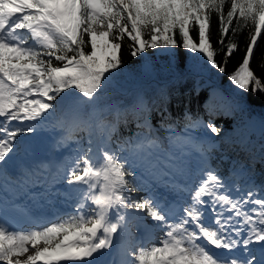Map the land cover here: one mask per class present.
I'll return each instance as SVG.
<instances>
[{
    "label": "snow or ice",
    "instance_id": "1",
    "mask_svg": "<svg viewBox=\"0 0 264 264\" xmlns=\"http://www.w3.org/2000/svg\"><path fill=\"white\" fill-rule=\"evenodd\" d=\"M214 16L219 48L211 40ZM249 23L246 49L228 81L255 95L264 93V77L251 67L264 38V0H0V191L14 194L0 197V264H116L108 257L118 239L119 264H264V185L238 183L247 170L236 161L228 176L213 167L210 152L217 145H204L222 127L185 112L189 123L177 132L166 106L156 107L160 136L138 85L119 90L130 103H99L124 70L126 41L140 60L132 80L157 74L145 53L158 48L188 53L187 64L169 63L173 78L224 74L239 50L229 36ZM162 99L166 104L170 97L162 93ZM213 100L210 94L205 101L209 116L234 107L225 97L217 111ZM129 115L137 131L120 137ZM58 130L67 135L57 139ZM74 131L85 135L49 178L51 165L39 152L48 141L56 148L66 144ZM152 181L173 198L155 194ZM16 196L56 210L33 216ZM57 197H64L67 211L56 207ZM130 219L145 225L150 219L151 235L124 240Z\"/></svg>",
    "mask_w": 264,
    "mask_h": 264
},
{
    "label": "trees",
    "instance_id": "2",
    "mask_svg": "<svg viewBox=\"0 0 264 264\" xmlns=\"http://www.w3.org/2000/svg\"><path fill=\"white\" fill-rule=\"evenodd\" d=\"M235 26V23L233 24ZM251 23L244 29L243 32L236 35H230L229 39L235 41L239 45V50L231 57L227 63V72L220 74L215 71L205 72L197 77H176L166 70L171 62L172 65H184L188 63V53L181 48H175L171 54L164 52L161 49H148L145 55L149 57L152 63L159 70L156 75L149 79L132 80L130 75L139 67V58H133L129 54L128 42L126 41L122 47V60L124 70L115 81V86H108L106 94H102L99 101L103 106L112 101H123L130 103L131 97L124 96L119 91L122 88H127L129 91L137 85L144 91L146 100L149 105L153 106L151 113V123L154 127L159 129V121L161 119L159 113L155 110L156 107L160 109L167 108L165 116L169 123H173L177 132H182L186 123L185 112L189 113L193 120L203 118L206 123L209 119L218 126L222 127V132L219 136H214L211 141L205 143V148L209 144L217 145L210 152L211 164L213 167L219 166L220 173L223 176L229 175V169L234 161L244 165L246 168V176L238 183L246 180L254 181L257 185H264V149L261 145L264 144V135H262V127L258 126L255 130L245 132V123L252 117H256L255 111L262 114L264 111V93L253 95L251 92H238L235 87L228 81V73H230L237 63L241 60L244 50L248 42V34L251 30ZM211 40L215 48L220 46L216 44L219 37L218 23L215 16L211 20ZM90 50V49H88ZM264 55V38H261L259 45L255 50V54L251 61V67L255 74L264 77V68L260 67L261 57ZM218 60L222 56H217ZM198 84V87L196 86ZM214 85H220L226 91L227 97H233L237 101L242 102L239 109L236 111H229L226 114L209 116L205 111V101L208 100L210 92L209 89ZM162 93H166L170 97L165 104V99H162ZM217 96L214 95V100L211 104L215 105V110H220V102ZM155 102V103H154ZM170 113V116H169ZM262 118V117H260ZM111 119V117H109ZM137 131L132 116L129 115L128 123L123 122L119 125L118 133L120 137H128ZM195 135L202 134L201 129H192ZM158 134L163 135L165 132L159 129ZM67 135V134H66ZM85 135L82 132H72L71 143L76 142L81 136ZM242 136H247V144L243 146L236 143ZM226 157V159H222Z\"/></svg>",
    "mask_w": 264,
    "mask_h": 264
},
{
    "label": "rangeland",
    "instance_id": "3",
    "mask_svg": "<svg viewBox=\"0 0 264 264\" xmlns=\"http://www.w3.org/2000/svg\"><path fill=\"white\" fill-rule=\"evenodd\" d=\"M210 94H213L215 96H217V98L219 100H221L220 102H223V98L227 97L226 96V91L222 88V86L220 85H214L213 87H211L209 89ZM228 99H230L233 102L234 107H232L231 112L236 111L239 109V106L242 104V102L237 101L236 99H234L233 97H227ZM220 103V104H221ZM262 114H258L255 111V115L256 117H252L250 118L244 125L246 127L245 132L249 131V130H255L258 126L260 127H264V111L261 112ZM262 117V118H260ZM67 134L66 131L64 130H58V135H57V139L60 138L61 135H65ZM165 134H163L164 136ZM77 147V145H73L72 143H70L69 141L66 142V144L61 145L59 148L53 147L52 145V141H48L47 144L45 145V147L43 149H49L50 153H52L50 157V171H53L55 173L58 172V170L63 166L64 163H66L68 161V158L73 154V150ZM46 155H44L43 157L45 158ZM54 165H52V164ZM58 186H61V184H58ZM67 186V185H66ZM135 196L139 197V196H143L145 195L142 192H136L134 193ZM60 199H64V197H59ZM152 221L149 219L147 222V225H145V227H147L149 229V226L151 225ZM132 224V223H131ZM130 226V230L133 232H136V228L138 227V223H136V225L134 227ZM156 236L158 235L157 233L155 234ZM158 237V236H157ZM136 239V236L133 235V240ZM149 246H151L149 244ZM28 254H31V252H29ZM21 259H26L25 257H21Z\"/></svg>",
    "mask_w": 264,
    "mask_h": 264
},
{
    "label": "bare ground",
    "instance_id": "4",
    "mask_svg": "<svg viewBox=\"0 0 264 264\" xmlns=\"http://www.w3.org/2000/svg\"><path fill=\"white\" fill-rule=\"evenodd\" d=\"M48 154H49V156H51L52 155V153H50V150L49 149H42L40 152H39V154H38V159H42V160H44V161H46V162H48V163H50V157L48 156ZM44 155H46L45 156V158L43 157ZM12 171H15V170H12ZM48 174H49V172H48ZM49 176V175H48ZM52 176V175H51ZM50 176V177H51ZM49 177V178H50ZM146 177L149 179V180H151V177H149V176H147V175H142V179L143 180H146ZM152 183L153 184H157L155 181H152ZM68 186H66V184H61V186H59V188H61V189H63V188H67ZM37 189H40V188H36V190ZM59 197H57L56 198V200H57V203H59ZM63 205V204H62ZM64 206V205H63ZM133 224V225H135L136 223H140V224H144V223H142V222H139V221H136V220H129L128 221V223H127V225H126V232L124 233V236H123V238H124V240H132L133 241V235H135L137 238L139 237L138 236V229H139V227H137L136 228V232L135 231H131L130 230V224ZM143 229H148L147 227H142ZM151 235V234H150ZM117 243V247H119V243H120V240L118 239L115 243H114V245ZM108 259H112L111 258V256L110 257H108ZM120 259H121V257L116 261V264H119V262H120Z\"/></svg>",
    "mask_w": 264,
    "mask_h": 264
}]
</instances>
